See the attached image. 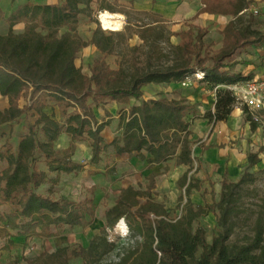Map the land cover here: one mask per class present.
Instances as JSON below:
<instances>
[{"label": "trees", "instance_id": "16d2710c", "mask_svg": "<svg viewBox=\"0 0 264 264\" xmlns=\"http://www.w3.org/2000/svg\"><path fill=\"white\" fill-rule=\"evenodd\" d=\"M93 1L26 2L9 15L8 32H0V95L8 100V107L0 110V127L32 110L38 115L36 123L22 135L17 150L13 149L9 140L0 149V159L7 164L0 172V196L4 203L12 207L8 213L0 212V221L4 222L0 224V238L12 237V231L16 230L27 243L36 237L47 239L58 236L60 229L67 225L86 227L92 224L95 210L91 199L55 198L54 188L61 173H79L88 165H97L102 160V153L113 147L117 154L135 153L148 163V168L173 157H177L180 164L188 165L189 168L177 180L178 188L184 191L176 206L181 214L171 218L172 210L157 200L155 189L160 173L153 171L148 176L146 189L132 185L121 189L116 204L106 211V228L113 229L125 219L129 231L139 239L123 248L118 260L104 262V257L115 249V243L108 239L103 228L88 247L72 249L73 257L83 258L84 264H264V223H257L250 243H229L234 231L231 221L234 205L242 198L239 189L253 180L251 175L245 173L239 181L229 182L226 170L218 202L214 199L213 202L196 204L191 198L194 190L202 189V181L190 174L193 169L195 172L201 169V158L198 160L194 156L191 123L187 119L193 104L186 99L159 98L132 104L128 109L121 108L118 133L111 142L106 141L102 131L110 125L112 114L106 110L108 119L100 121L94 111V107H104L106 100L129 104L131 98L139 99L143 95V87L149 83L182 82L196 73H203L199 80L214 87L251 80L253 74L244 75L237 71L241 62L233 58L241 49L264 41L263 34L238 25L251 0H200L202 6L190 22L202 13L233 16L223 30V45L214 57L203 54L207 28L194 24L187 31L171 32L165 40H162L163 31L154 23L139 25L129 34V28L121 32H106L98 26L90 39H82L77 26ZM105 9L117 12L113 8ZM3 16L4 11L0 7V18ZM19 23H24L25 27L17 33L15 26ZM63 27H68V31L59 35ZM195 30L199 31L197 38ZM132 35H138L142 45L148 46L146 53L150 54L156 45L164 41L178 51L182 60L167 67L149 65L142 69L134 62L130 70L122 65L110 68L107 58L116 54L120 43ZM173 35L180 36L181 42L173 44ZM142 45L132 46L131 49L137 52L143 48ZM89 46H95L100 52V58L90 67V74L76 62L79 51ZM157 51L160 59L168 57L161 46L157 47ZM216 98L215 111L208 110L203 115L212 129L228 119L236 102L232 90L222 87L217 88ZM22 100H25L24 104ZM50 100L61 106L65 122L56 120L45 111ZM69 108L73 111L69 112ZM244 111L247 114L245 121L252 131H256L258 122L247 108ZM40 124L44 140L37 137ZM63 133L70 137V143L60 150L55 143ZM86 137L92 156L86 162H77L73 159L76 142ZM211 147L202 145V152ZM39 153L49 171L57 172L56 177L49 178L47 172L36 167ZM248 159L250 165H255L259 160L258 154H250ZM195 161H198L196 167ZM116 171L115 165L105 166L104 170H89L91 175H112ZM45 183L51 185L47 194L38 191ZM211 193L214 197L213 189ZM142 198H145L144 202ZM217 211L221 213L219 229L209 242L206 229L194 228V223ZM58 251L42 252L29 264L41 261L43 264H57Z\"/></svg>", "mask_w": 264, "mask_h": 264}, {"label": "rangeland", "instance_id": "374dc122", "mask_svg": "<svg viewBox=\"0 0 264 264\" xmlns=\"http://www.w3.org/2000/svg\"><path fill=\"white\" fill-rule=\"evenodd\" d=\"M63 0H0V7L4 11V16L0 18V32L6 34L9 29L8 17L19 6L26 2L32 3H57ZM199 0H94L86 12L81 16L78 23V33L82 39H90L93 31L100 26L106 32H121L129 28L130 31L136 30L137 26L154 23L158 24L157 28L163 31V39L165 40L171 32L174 34L187 31L191 24L199 27L207 28V34L204 37L203 54L214 57L223 45V30L226 24L233 19V16L225 15H200L196 20L190 22L191 18L197 13ZM202 6V5H201ZM105 8H113L116 13L123 15V24L119 30H109L102 26L100 15L102 11L108 10ZM110 11V10H109ZM203 14V13H202ZM160 21V23L158 22ZM238 25L248 27L257 34L264 35V0H251L249 7L244 11L241 19L238 20ZM25 24L19 23L15 26L17 33L24 30ZM68 31V27H63L59 35ZM46 33V31H43ZM195 38L198 37L199 31H194ZM175 36L174 43L181 42V37ZM171 36V38L173 37ZM177 40V41H176ZM178 42V43H177ZM142 40L138 35H132L126 41L120 43L117 53L110 55L107 58V63L110 68L116 69L119 66H124L130 70L134 62H137L142 69L152 67H167L177 60H182L178 51L170 47L166 42L156 45L155 50L151 53L148 51V46L142 45ZM195 44V43H194ZM142 45L139 51H133L132 46ZM163 48L164 54L168 57L158 56L157 47ZM100 58V52L94 47H86L79 51L77 55V65L81 66L83 71L90 74V67ZM240 61L238 70L242 73H252L253 78L264 76V41L260 44L249 45L245 49H241L234 57ZM191 83L188 88L192 91H205L206 88L201 87L200 80L196 74L190 75ZM199 80V82H197ZM249 81V80H248ZM247 82V81H244ZM242 82V83H244ZM241 83V82H240ZM206 86V85H203ZM231 86H223L225 90H231ZM22 104L25 100H22ZM8 107V100L0 97V110L4 111ZM247 106L236 98V102L231 114V122H236L235 127L228 125V128L235 130L232 136L222 135L220 132L214 131L206 124L203 114L197 109H192L187 119L190 121V139L193 144L194 156L199 160L201 158V169L195 172V169L190 173L195 178L202 181V189L194 190L191 195L192 200L196 204H204L206 201H219L222 194L223 174L228 171V181L237 182L246 173L253 177V180L245 183L239 191L242 194L241 200L234 205V213L231 221L234 224V231L229 239L230 245H243L252 241L258 222L264 223V105L255 109L253 112L258 118V129L252 131L250 124L245 120ZM248 109V108H247ZM249 110V109H248ZM45 111L54 116L56 120L65 122L66 118L61 114V106L55 101L50 100L45 108ZM69 112L73 108L68 109ZM250 111V110H249ZM253 116V115H252ZM38 118L37 113L32 110L27 115L23 114L18 120L13 122L3 123L0 127V149L4 143L9 140L14 150H17L19 141L23 134L27 133L29 126L36 123ZM254 118V117H253ZM235 119V121H234ZM255 120V119H254ZM37 137L44 140V132L42 124L38 125ZM213 142L212 145L217 147L213 150L202 152L201 146L207 145L208 142ZM81 142L79 150L73 155L74 160L86 162L91 157V147L88 138L79 139ZM70 143V137L63 133L55 143L56 148L64 149ZM222 145V146H220ZM65 147V148H66ZM258 154V162L255 165L249 164V155ZM136 155V154H135ZM134 155V156H135ZM118 157L110 147L102 153V160L96 165V168L101 170L105 166L115 165L113 160ZM137 157V156H136ZM138 158V157H137ZM138 165L134 157H130L128 164L134 166L133 172H119L115 174L104 175L99 174L96 179H93L87 171L76 173L75 175L63 174V179L59 180L58 185L54 188L53 196L55 198L64 197L76 201H84L91 199L95 210V220L92 224L86 227L80 226H64L61 228V233L58 236L41 239L33 238L29 242H25V237L13 231V237L0 238V263L16 262L17 264H29V261L42 252L54 253L59 250L57 264H84V259L81 257H73L72 249H80L88 247L91 240L102 233L105 228L108 239L115 243V249L104 257V262L118 260L119 254L123 252V248L132 244L139 236H134L132 232L123 233L118 229V224L112 228H106L105 213L108 209L116 204V200L121 189L125 186L132 185L135 188L146 189L148 185V171L145 168V162L137 159ZM43 156H38L37 168L44 166ZM167 168L172 172H161L157 177V187L155 192L156 198L166 204L171 211V218H176L181 214L178 209L177 201L183 193L178 188L177 180L181 176V171L187 166H183L174 158L169 163ZM198 165V161L194 162V167ZM7 166L6 161L0 159V172ZM93 166V165H90ZM166 168V167H165ZM50 183L42 186L38 191L47 194ZM1 187V184H0ZM214 190V197L211 193ZM145 198H142V202ZM12 207L8 203H4L0 196V212L8 213ZM135 210V208H134ZM220 211L210 213L205 217L200 218L194 223V228L203 227L207 231V239L212 241L213 236L219 229ZM126 223V220H125ZM3 225L4 222L0 221ZM127 225V223H126ZM12 240V241H10ZM38 264H43V261Z\"/></svg>", "mask_w": 264, "mask_h": 264}, {"label": "crops", "instance_id": "0c3cea01", "mask_svg": "<svg viewBox=\"0 0 264 264\" xmlns=\"http://www.w3.org/2000/svg\"><path fill=\"white\" fill-rule=\"evenodd\" d=\"M200 7H201V2H198V5H197L196 9H199ZM203 15H212V14L203 13V14L200 15V17L203 16ZM174 39H175V36H173L171 38V41L173 43H174ZM89 47H94V49H96L98 51V49L95 46H89ZM237 71H239L238 67H237ZM243 74L247 75L246 73H243ZM182 82L164 83V84L149 83V84H147V85H145L143 87V95H142V97H140L139 99L131 98L129 104H127V103H117L116 101L106 100V103H105L104 107H98V108L94 107L95 114H96V116L98 117V119L100 121H102L103 119H108V117L106 116V110H108L112 114V117H110L111 118L110 125L105 127V129L102 131V134L105 137L106 141L107 142H111L113 140V138L116 136V134L118 133L117 128H118V122H119V111H120V109L121 108L128 109V107L130 105H132V104L138 105V104H141L144 101H148V100H151V99H159V98H166V99H169V100L186 99L188 102L193 104V108L192 109H194V110L197 109L198 112L202 113L203 115L208 110L215 111V105H216V100H217V98H216L217 88H221V87H223V85H219L217 87H214L213 85L208 84L207 82L200 81V83L202 84L200 89L206 88L207 90H205L203 92L202 91L198 92V91H192V89L188 88L189 86H184L182 84ZM197 82H199V80ZM203 85H206V86H203ZM0 97H3V98L7 99V97H4L2 95H0ZM202 117L204 118V116H202ZM231 118L232 117L230 115L226 121H222V122L217 123L213 127L214 131L220 132L222 135L225 134L227 136H232L235 133V130H233L231 127L228 128V125H231V126L235 127L238 124L236 122H231V121H233V119L231 120ZM240 118H241V120L245 121L242 118V116ZM204 120H205L206 124L208 125V120L206 118H204ZM234 121H235V119H234ZM210 128L212 129L211 126H210ZM76 143L78 145H80L81 142L77 141ZM77 144H76V148H75V152H74L75 154L79 150V146ZM212 144H213V142L210 141V142L207 143L206 146H209V145H212ZM212 146L213 147H211L208 150H213V149H215L217 147L216 145H212ZM113 150H114V148H113ZM114 152H115V150H114ZM116 155H118V157H115L113 160L115 161V167H116V169H118L119 172H123V171L133 172V171H135L134 166L130 165V163L128 164V161H127L130 157L131 158L134 157L136 162H134L133 164L135 166L138 165V162H137L138 158L136 157L135 153H133V154H128V153L117 154L116 153ZM91 156H92V151H91ZM174 158H177V157H173V158L167 160L166 162H162V163L156 164L152 168H148V163L146 161H144L145 162V168H147V171H148V176L153 171L157 172V173H161V172H168L169 173V172H172L173 168H171L169 170L167 167L170 166L169 163ZM75 161L80 162L78 160H75ZM181 165L187 166V168H184L181 171L180 175L182 176L183 173L189 168V166L188 165H184V164H181ZM92 168L95 169L96 165H93V166L88 165L85 170H83V171H81L79 173L87 171V173L89 174L90 173L89 170L92 169ZM38 169L41 170V171L47 172L49 178H53V177H56L58 175L57 172H50L48 167H47V165H46V163H44V166H41ZM165 169H167V171H165ZM63 174L64 173L60 174V179H63ZM65 174H67V173H65ZM75 174L76 173H71L70 175H75ZM98 175L99 174L90 175V176L93 179H96V177ZM44 185H46V183L43 184L42 186H44ZM128 186H125L124 188H126ZM105 222H106V213H105ZM12 234H13V231H12Z\"/></svg>", "mask_w": 264, "mask_h": 264}, {"label": "built area", "instance_id": "2783aa9c", "mask_svg": "<svg viewBox=\"0 0 264 264\" xmlns=\"http://www.w3.org/2000/svg\"><path fill=\"white\" fill-rule=\"evenodd\" d=\"M203 75H204L203 73H196L198 79H201ZM190 83H191L190 77H187L182 82L184 86H189ZM231 90L234 93L235 97L240 102H242L247 106V108L250 110L251 114L253 115L255 121H257L258 118L255 117L253 111L264 105V76L260 78L258 77L255 79H251L244 83L241 82L234 84L232 85Z\"/></svg>", "mask_w": 264, "mask_h": 264}, {"label": "bare ground", "instance_id": "6f19581e", "mask_svg": "<svg viewBox=\"0 0 264 264\" xmlns=\"http://www.w3.org/2000/svg\"><path fill=\"white\" fill-rule=\"evenodd\" d=\"M100 19L102 22V26L105 29L109 30H119L123 24V15L121 13L111 12L109 10H105L101 12ZM118 229L123 233H127V225L125 220H121L118 224Z\"/></svg>", "mask_w": 264, "mask_h": 264}]
</instances>
